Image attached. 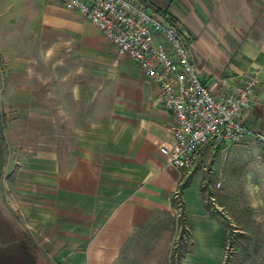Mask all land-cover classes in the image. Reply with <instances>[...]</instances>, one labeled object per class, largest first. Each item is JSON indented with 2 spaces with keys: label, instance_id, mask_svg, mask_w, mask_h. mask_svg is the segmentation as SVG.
<instances>
[{
  "label": "crops",
  "instance_id": "obj_1",
  "mask_svg": "<svg viewBox=\"0 0 264 264\" xmlns=\"http://www.w3.org/2000/svg\"><path fill=\"white\" fill-rule=\"evenodd\" d=\"M136 1L179 24L207 84L228 71L261 70L245 116L264 139V0ZM96 29L61 0H0V264H162L146 259V243L169 253L181 231L174 195L185 180L187 227L221 264L227 229L205 207V173L178 169L161 152V143L174 140L173 115L131 58L156 85L157 99L85 127L77 107L70 120L59 107L60 125L75 127V149H57L53 105L37 100L36 63L58 58H39L37 39L66 44L69 35L85 40ZM11 111L15 123H7Z\"/></svg>",
  "mask_w": 264,
  "mask_h": 264
},
{
  "label": "rangeland",
  "instance_id": "obj_2",
  "mask_svg": "<svg viewBox=\"0 0 264 264\" xmlns=\"http://www.w3.org/2000/svg\"><path fill=\"white\" fill-rule=\"evenodd\" d=\"M90 32L85 40H74L69 35L66 44L54 40L41 44L37 39L38 57L47 53L58 58L52 62L37 61V100L53 105L55 144L61 153L75 149V127L65 125V120L60 125L59 107L65 108L68 120L76 113L71 109L77 107L85 127L89 119L102 123L122 117L125 109L131 110L138 101H155L159 94L156 85L128 56L119 55L97 29ZM90 108L94 109L92 116L87 113ZM61 118L66 119L65 112ZM17 119L19 115L11 111L7 123H15ZM210 149L197 168L205 173L202 190L211 219L227 229L221 264H264V139L253 136L225 148L210 146ZM218 182L220 186L216 185ZM174 198L182 227L185 217L182 197ZM189 230L192 233L187 228L182 236L180 231L169 253L148 239L149 251L144 256L146 259L155 256L162 264H182L190 249L185 264H216L213 249L204 248L201 238L194 233L193 244Z\"/></svg>",
  "mask_w": 264,
  "mask_h": 264
},
{
  "label": "built area",
  "instance_id": "obj_3",
  "mask_svg": "<svg viewBox=\"0 0 264 264\" xmlns=\"http://www.w3.org/2000/svg\"><path fill=\"white\" fill-rule=\"evenodd\" d=\"M61 1L91 21L119 55L135 61L159 86V100L173 115L174 137L159 148L172 166L191 172L202 164L207 145L225 148L256 134L245 115L261 83L260 69L228 71L211 86L202 80L178 23L136 0Z\"/></svg>",
  "mask_w": 264,
  "mask_h": 264
},
{
  "label": "trees",
  "instance_id": "obj_4",
  "mask_svg": "<svg viewBox=\"0 0 264 264\" xmlns=\"http://www.w3.org/2000/svg\"><path fill=\"white\" fill-rule=\"evenodd\" d=\"M187 183H188V180H185V181L181 184V186H180V191H181L184 187H186ZM180 191H178L177 193L180 194ZM205 207H206L207 210L209 211V208L207 207L206 204H205ZM209 213H210V212H209ZM210 217H211V214H210ZM187 228H188V227H187L186 219H185V217H183L182 227H181V230H182V232H181V233H182L181 236L184 234V232H185V230H186ZM189 237H190V241L192 242V233H191L190 230H189ZM189 251H190V249L187 250V252H189ZM182 257H184V255H182ZM176 264H178V263H176Z\"/></svg>",
  "mask_w": 264,
  "mask_h": 264
}]
</instances>
